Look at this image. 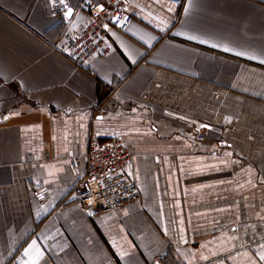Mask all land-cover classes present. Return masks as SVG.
Returning <instances> with one entry per match:
<instances>
[{
	"label": "crops",
	"instance_id": "obj_1",
	"mask_svg": "<svg viewBox=\"0 0 264 264\" xmlns=\"http://www.w3.org/2000/svg\"><path fill=\"white\" fill-rule=\"evenodd\" d=\"M99 1L0 0V264H264V0H133L77 68L57 45ZM116 138L140 196L89 215L70 159Z\"/></svg>",
	"mask_w": 264,
	"mask_h": 264
},
{
	"label": "built area",
	"instance_id": "obj_2",
	"mask_svg": "<svg viewBox=\"0 0 264 264\" xmlns=\"http://www.w3.org/2000/svg\"><path fill=\"white\" fill-rule=\"evenodd\" d=\"M131 1L133 0H100L90 4L86 10L90 21L78 27L68 26L58 42L57 50L77 68L84 67L95 56L108 55L114 47L109 30L125 34L133 21L132 15L126 10L127 3ZM100 5L104 6L103 11H100ZM51 13L65 15V7L60 4V0H55V7L52 0ZM211 129V126L195 124L196 137L203 139V131ZM131 163V153L123 140H89L88 150L83 158L74 156L69 162L71 170L81 171L72 190L76 204L90 215L129 205L138 199L139 191L126 175ZM30 192L42 196L46 194L45 189L31 188ZM12 264H21L20 256Z\"/></svg>",
	"mask_w": 264,
	"mask_h": 264
},
{
	"label": "snow or ice",
	"instance_id": "obj_3",
	"mask_svg": "<svg viewBox=\"0 0 264 264\" xmlns=\"http://www.w3.org/2000/svg\"><path fill=\"white\" fill-rule=\"evenodd\" d=\"M60 4L66 8L65 15L67 17H71L73 15V9L65 3V0H60ZM53 7H55V0H53ZM103 7H104L103 5H100V11H103ZM168 11H172L171 7L168 8ZM185 11L187 12L188 10L185 9ZM188 39H197V37L196 36H189ZM200 42L205 43L206 41L201 40ZM224 50L228 51L229 49L225 48ZM243 54L244 53H237V55H243ZM250 58H254V57H250ZM261 63H264V60H261ZM6 119H7V117H6ZM202 127H208V126L202 125ZM261 248L264 249V245H261ZM24 255L29 258L28 261L25 262V264H38L39 260L43 257L44 253L40 250L39 246L37 245L36 240H32V242L25 249ZM124 255H127V254L121 253L122 258ZM258 258H259L260 262H264V251H260L258 253ZM205 259H206V257H205ZM249 264H258V262L256 259H252L250 257L249 258Z\"/></svg>",
	"mask_w": 264,
	"mask_h": 264
},
{
	"label": "trees",
	"instance_id": "obj_4",
	"mask_svg": "<svg viewBox=\"0 0 264 264\" xmlns=\"http://www.w3.org/2000/svg\"><path fill=\"white\" fill-rule=\"evenodd\" d=\"M65 30H66V28H65ZM63 35V34H62Z\"/></svg>",
	"mask_w": 264,
	"mask_h": 264
}]
</instances>
